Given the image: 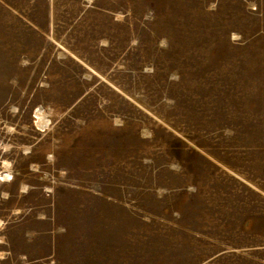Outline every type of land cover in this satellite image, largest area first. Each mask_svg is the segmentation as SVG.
<instances>
[{"label": "rangeland", "instance_id": "374dc122", "mask_svg": "<svg viewBox=\"0 0 264 264\" xmlns=\"http://www.w3.org/2000/svg\"><path fill=\"white\" fill-rule=\"evenodd\" d=\"M0 177V264H264V0H0Z\"/></svg>", "mask_w": 264, "mask_h": 264}, {"label": "bare ground", "instance_id": "6f19581e", "mask_svg": "<svg viewBox=\"0 0 264 264\" xmlns=\"http://www.w3.org/2000/svg\"><path fill=\"white\" fill-rule=\"evenodd\" d=\"M38 113L40 114L41 124L42 125L49 124L50 120L47 118V116L42 111H40Z\"/></svg>", "mask_w": 264, "mask_h": 264}, {"label": "built area", "instance_id": "2783aa9c", "mask_svg": "<svg viewBox=\"0 0 264 264\" xmlns=\"http://www.w3.org/2000/svg\"><path fill=\"white\" fill-rule=\"evenodd\" d=\"M0 179H2V178L0 177Z\"/></svg>", "mask_w": 264, "mask_h": 264}]
</instances>
